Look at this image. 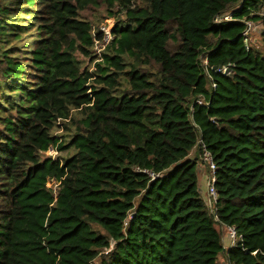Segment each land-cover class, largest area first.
I'll return each instance as SVG.
<instances>
[{"label": "trees", "instance_id": "16d2710c", "mask_svg": "<svg viewBox=\"0 0 264 264\" xmlns=\"http://www.w3.org/2000/svg\"><path fill=\"white\" fill-rule=\"evenodd\" d=\"M263 7L0 0V264H264Z\"/></svg>", "mask_w": 264, "mask_h": 264}, {"label": "built area", "instance_id": "2783aa9c", "mask_svg": "<svg viewBox=\"0 0 264 264\" xmlns=\"http://www.w3.org/2000/svg\"><path fill=\"white\" fill-rule=\"evenodd\" d=\"M260 15L264 18V7L262 8ZM231 19H233V16H232L231 12L228 11L226 13L216 15L214 18V21L220 22V21H227V20H231ZM253 22L254 21H252V20H245L244 21L246 28L242 32L243 35H245L248 32V30L252 28V26L258 25L255 22L254 23ZM110 27H111L110 25L106 26V23L99 26V30L102 32V37L100 40L95 41V44H94L95 51L97 53H99L102 49H104V47L111 40L112 34H111ZM224 69H225V67H223L222 71ZM213 86H215V84H213ZM196 101H197V103H201V102H203V99L200 97ZM198 142L200 143L201 141L198 140ZM50 149H52V148H49L48 150H50ZM200 153H201L200 157H201L203 163L205 164V170H206V177H205V181H206L205 195H206V198H205V202H206V205L209 208V210L211 212H214L216 209V203H217V192H216V189L214 187V181H215L214 172H215L216 165L213 161V157H212L211 153L205 148L204 145H201ZM226 233L230 239V244H229L230 246H234L240 241V235L237 234V231H236L234 226H227L226 227Z\"/></svg>", "mask_w": 264, "mask_h": 264}, {"label": "rangeland", "instance_id": "374dc122", "mask_svg": "<svg viewBox=\"0 0 264 264\" xmlns=\"http://www.w3.org/2000/svg\"><path fill=\"white\" fill-rule=\"evenodd\" d=\"M231 14H232V12H231ZM88 15L92 19L93 16L96 15V12L94 10H89L88 11ZM113 21H114L113 18H110V19L104 20L102 23H99V24L101 26L102 24L106 23V26H108V25L111 26L113 24ZM96 26L97 25H95V27ZM64 154H65L64 152H58V151H55L53 149L47 150L45 153H43V155H45V156H52V157L59 156V155H64ZM190 156L191 157L197 156L199 158V163L197 164V166H198V171L202 173V175L199 176V188L202 191V195H204L205 191H206V181H205V175H204V174H206L205 173V164L200 159V153H199L198 147H196L195 149H193L191 151ZM49 184H50V182H47V185H49ZM205 198H206V195H205L204 199Z\"/></svg>", "mask_w": 264, "mask_h": 264}, {"label": "water", "instance_id": "95a60500", "mask_svg": "<svg viewBox=\"0 0 264 264\" xmlns=\"http://www.w3.org/2000/svg\"><path fill=\"white\" fill-rule=\"evenodd\" d=\"M228 67H229V66H228ZM228 67L225 68L224 72H226V70L228 69ZM214 68H215V67H213V69H214Z\"/></svg>", "mask_w": 264, "mask_h": 264}, {"label": "crops", "instance_id": "0c3cea01", "mask_svg": "<svg viewBox=\"0 0 264 264\" xmlns=\"http://www.w3.org/2000/svg\"><path fill=\"white\" fill-rule=\"evenodd\" d=\"M205 175V174H204ZM229 246V245H228Z\"/></svg>", "mask_w": 264, "mask_h": 264}, {"label": "clouds", "instance_id": "9594fccd", "mask_svg": "<svg viewBox=\"0 0 264 264\" xmlns=\"http://www.w3.org/2000/svg\"><path fill=\"white\" fill-rule=\"evenodd\" d=\"M225 70V69H224Z\"/></svg>", "mask_w": 264, "mask_h": 264}]
</instances>
